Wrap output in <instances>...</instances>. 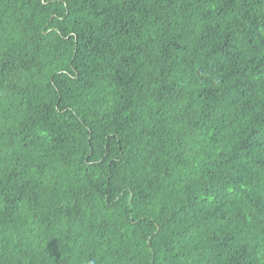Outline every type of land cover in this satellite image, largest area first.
<instances>
[{
    "label": "trees",
    "instance_id": "1",
    "mask_svg": "<svg viewBox=\"0 0 264 264\" xmlns=\"http://www.w3.org/2000/svg\"><path fill=\"white\" fill-rule=\"evenodd\" d=\"M0 264H264V0H0Z\"/></svg>",
    "mask_w": 264,
    "mask_h": 264
}]
</instances>
